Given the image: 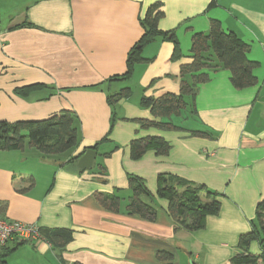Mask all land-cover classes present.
Instances as JSON below:
<instances>
[{
  "label": "crops",
  "instance_id": "1",
  "mask_svg": "<svg viewBox=\"0 0 264 264\" xmlns=\"http://www.w3.org/2000/svg\"><path fill=\"white\" fill-rule=\"evenodd\" d=\"M156 3L164 14L158 29L174 35L181 59L172 60L175 45L161 35L143 48L147 62L136 64L129 80L109 82L126 73L144 34L141 21ZM212 21L248 46L257 84L234 88L231 73L212 58L217 68L198 87L195 114L179 118L183 130L143 129L136 120L154 117L141 98L179 92L192 38L207 34ZM126 88L130 97L111 106L108 97ZM62 111L77 117L76 148L50 158L28 146L0 151V218L70 230L73 239L61 251L47 241H9L0 264H232L264 199V0H0V121L45 120ZM149 136L167 141L169 154L148 151L132 160L130 143ZM106 137L93 166L79 169L80 157ZM161 174L216 193L220 212L193 232L176 229L168 202L158 197H142L153 220L129 214V175L155 194ZM98 194L120 197L119 212L106 209ZM249 250L262 254L257 242ZM160 252L172 259L160 260Z\"/></svg>",
  "mask_w": 264,
  "mask_h": 264
},
{
  "label": "trees",
  "instance_id": "2",
  "mask_svg": "<svg viewBox=\"0 0 264 264\" xmlns=\"http://www.w3.org/2000/svg\"><path fill=\"white\" fill-rule=\"evenodd\" d=\"M162 4L156 3L149 7L141 24L144 28L138 45L130 52L126 73L120 77H111L108 81H126L131 78L136 64L147 62L142 58V50L161 35L158 22L164 15ZM175 45L172 60H180L182 55L178 42L172 33L166 34ZM248 46L234 33L226 32L221 24L212 21L207 34L198 33L192 38L191 59L188 64L180 67L179 92L165 93L160 97L143 95L140 105L151 111L154 120H136L143 129L155 128L162 131H181L183 128L175 122L176 118L184 116L189 110L195 114V102L200 84L208 81V69L217 67L212 65L215 58L223 69L231 73L234 88L242 90L257 84L254 70L258 64L248 59ZM40 85L19 89L22 95H27ZM131 90L122 89L118 94L108 97V103L114 106L121 99L129 98ZM111 133L114 125L115 113H112ZM195 137L209 138V134L191 131ZM79 141L77 117L70 111H62L45 120L36 121H0V151H22L26 146L39 152L42 157L50 158L65 154L76 148ZM108 142L107 137L96 143L93 150ZM118 148V147H116ZM132 160L141 159L148 151H154L158 156L169 154L171 146L161 137L149 136L134 139L129 146ZM78 158H72L74 162ZM129 187L132 195L129 199L127 211L131 215H139L144 219L153 220L155 210L146 204L142 197L153 199L158 197L168 202V212L176 229L199 231L205 228L206 218L220 212L221 204L218 195L209 191L205 186H194L177 177L159 175L157 190L153 194L148 190L144 180L138 176L129 175ZM96 199L109 211L118 213L121 198L117 195H96ZM44 239L58 250H64L73 239V234L66 229H39ZM257 242L261 249V256L254 255L249 248ZM238 254L232 259V264H258L260 258L264 261V199L257 205L256 220L252 224V231L242 236L238 243ZM160 260H171L172 256L160 252Z\"/></svg>",
  "mask_w": 264,
  "mask_h": 264
},
{
  "label": "built area",
  "instance_id": "3",
  "mask_svg": "<svg viewBox=\"0 0 264 264\" xmlns=\"http://www.w3.org/2000/svg\"><path fill=\"white\" fill-rule=\"evenodd\" d=\"M15 239L29 243L46 241L37 225L0 218V250Z\"/></svg>",
  "mask_w": 264,
  "mask_h": 264
},
{
  "label": "water",
  "instance_id": "4",
  "mask_svg": "<svg viewBox=\"0 0 264 264\" xmlns=\"http://www.w3.org/2000/svg\"><path fill=\"white\" fill-rule=\"evenodd\" d=\"M97 156V152L93 149H88L85 154L80 157L77 163L79 169H90L93 166L94 160Z\"/></svg>",
  "mask_w": 264,
  "mask_h": 264
},
{
  "label": "rangeland",
  "instance_id": "5",
  "mask_svg": "<svg viewBox=\"0 0 264 264\" xmlns=\"http://www.w3.org/2000/svg\"><path fill=\"white\" fill-rule=\"evenodd\" d=\"M175 122H176L177 124H179V125H183V126H185V125L187 124L186 121L183 122V121H181L179 118H176V119H175Z\"/></svg>",
  "mask_w": 264,
  "mask_h": 264
}]
</instances>
